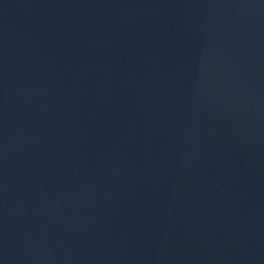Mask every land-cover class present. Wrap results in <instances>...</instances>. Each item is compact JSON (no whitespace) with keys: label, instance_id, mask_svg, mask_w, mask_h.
Here are the masks:
<instances>
[{"label":"water","instance_id":"95a60500","mask_svg":"<svg viewBox=\"0 0 264 264\" xmlns=\"http://www.w3.org/2000/svg\"><path fill=\"white\" fill-rule=\"evenodd\" d=\"M0 264H264V0H0Z\"/></svg>","mask_w":264,"mask_h":264}]
</instances>
